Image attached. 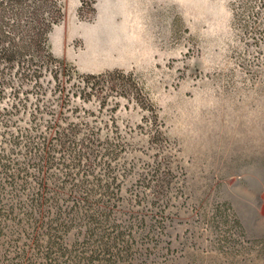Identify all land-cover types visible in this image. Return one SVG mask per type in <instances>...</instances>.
<instances>
[{
    "label": "rangeland",
    "instance_id": "374dc122",
    "mask_svg": "<svg viewBox=\"0 0 264 264\" xmlns=\"http://www.w3.org/2000/svg\"><path fill=\"white\" fill-rule=\"evenodd\" d=\"M59 2L51 53L113 78L59 114L107 140L100 161L120 186L114 215L135 223L137 263L264 264V0ZM16 82L0 98L12 131L34 102L19 84L26 105L8 108Z\"/></svg>",
    "mask_w": 264,
    "mask_h": 264
},
{
    "label": "trees",
    "instance_id": "16d2710c",
    "mask_svg": "<svg viewBox=\"0 0 264 264\" xmlns=\"http://www.w3.org/2000/svg\"><path fill=\"white\" fill-rule=\"evenodd\" d=\"M61 17L59 0H0V98L11 77L9 109L26 105L19 84L34 94L29 125L12 131L0 119V264H139L135 223L114 215L120 186L100 161L107 140L77 137L81 122L59 114L73 97L103 96L113 78L78 72L51 53L48 33ZM42 114L49 117L40 127L32 120ZM74 229L81 238L70 242Z\"/></svg>",
    "mask_w": 264,
    "mask_h": 264
}]
</instances>
